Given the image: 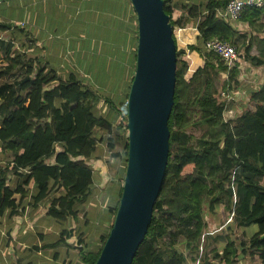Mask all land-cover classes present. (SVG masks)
<instances>
[{"label":"trees","instance_id":"16d2710c","mask_svg":"<svg viewBox=\"0 0 264 264\" xmlns=\"http://www.w3.org/2000/svg\"><path fill=\"white\" fill-rule=\"evenodd\" d=\"M163 1L172 28L196 26L199 33L196 43L187 49L200 56L203 66L186 78L188 64L179 58L185 52L177 47L173 36L177 61L173 106L168 119L167 165L147 233L131 264H185L176 248L178 234H184L186 246L191 250H198L201 240L205 247L204 209L215 214L218 207L234 216L237 227L254 226L257 231L248 243L229 240L221 250H213L216 263L205 255L199 264H233L239 255L247 253L256 259L254 264H264V238H261L264 235V85L249 91L245 111L237 119L225 121L227 105L219 98L216 81L221 73L227 74L225 86L230 90L237 83L239 71L236 65L228 70L217 56L204 52L203 48L204 41L217 38L243 47L244 60L257 67L264 66V25L259 22L264 17V2L259 8H247L240 16L239 21L255 32L244 46L238 37L245 35L236 32L216 13L229 0H208L203 7L196 0H185L178 8L172 5L174 0ZM123 11L119 9V13ZM131 12L130 6L125 13ZM132 20L135 28L131 27V34L136 42L135 14ZM10 28L8 23L1 24L0 32ZM122 28L128 31L126 25ZM10 34L13 37L8 43L0 40V158L9 159L0 167V221L6 211L10 217L16 215L20 201L26 200L31 190L36 208L38 203L46 201L39 209V218L75 220L77 203L88 197L97 184L95 169L88 164L99 159L95 155L97 132L111 135L118 124L124 128L127 140L126 100L133 80L136 49L129 47L130 34L120 36L119 44L125 50L120 59L125 66H121L118 80L124 85H112L106 97L86 88L75 74L56 81L55 76L45 73V68H38L37 60L25 59L19 53L15 43L21 34L16 31ZM252 48L257 52L254 57L249 55ZM19 69L23 70L22 75H16L12 82L5 80ZM222 89L225 92V87ZM99 95L105 96L102 97L105 107L101 109L108 108L106 113L98 114L102 99ZM191 122L205 130L194 143L187 133ZM107 146L111 150L115 148L112 143ZM112 156L119 162V186L115 193V185L110 188L104 201L106 205L111 199L116 200L113 212L108 215L112 216L109 229L122 191L127 142L123 152H114ZM51 159L52 163L46 162ZM10 172L17 177L13 190L6 179ZM50 186L57 187L62 194L48 199ZM107 236L100 238L97 251L85 253L80 247L83 242L77 240L79 264H94ZM74 237V229L63 231L59 242ZM89 247V243L84 245L85 249Z\"/></svg>","mask_w":264,"mask_h":264},{"label":"crops","instance_id":"0c3cea01","mask_svg":"<svg viewBox=\"0 0 264 264\" xmlns=\"http://www.w3.org/2000/svg\"><path fill=\"white\" fill-rule=\"evenodd\" d=\"M102 1V7L99 8L98 6V8H95V13L97 15L95 21L96 27L92 28V30H96V36H99L101 31L105 32V36H107V42L105 44L102 42L104 45L101 47L99 53L96 48L94 51L91 52L89 50L87 53H83V51L78 49L76 51L73 50V54L71 55V50L68 46L61 43L62 51L55 55V43L53 37L60 35L64 40L69 41L70 38L66 37L69 26L67 25V20L64 19V15L62 16V21L63 24H66L67 26H63L61 34L57 35L54 27L48 26V22L44 20V17L47 16L48 13L43 11V9L46 5H49L50 0H0V11L7 12L12 8L10 18L16 21L21 20L25 23L24 33L26 34V37L28 36L30 38L29 40H32L33 43L39 47V49L36 48V56L33 57L35 61H38V68H45V73L50 76H55L56 81L63 79L66 75L75 74L84 86L92 85L95 87V90L102 94L105 93L106 86H123L122 80L114 82L115 79L118 80L121 66H125V64L121 63L120 59L121 52H124L125 50L121 48L123 46H120V44L119 46L117 45V42H120V36L130 34V49H136L137 43V40L135 42V35L131 34L130 18H128L130 23L126 25L128 31L123 29L119 23L121 17L130 16V13H128V15L126 14L127 11L129 12V8L123 0ZM90 2L93 1H89L80 6L78 12L81 14L82 8L85 11V16L83 17L81 14V18H77V13H75L76 11L74 8L70 6L68 8L69 16L71 15L74 17V14L76 16V19H73V25L76 21H80L78 32V43L80 45L81 27L93 25V21L89 18V14L87 13V11L89 12L93 8V6L88 4ZM63 3L65 5V1ZM52 7L54 8L55 6L52 5ZM119 9H124L126 13L125 11H123L122 14L119 13ZM98 13H101L102 15L99 16ZM104 14H107V17L104 16ZM49 15L52 17L50 21L53 23L54 15L53 13ZM58 19H56V21ZM134 20L133 23L135 28ZM259 22L264 25V17ZM82 23H84V25H82ZM187 27L189 28V26ZM191 27H194V25H190V28ZM233 27L236 32L245 35L242 38L238 37L243 41L245 44L244 46H246L250 37L255 35L252 28H249L246 24H243L240 21L235 23ZM187 29L182 33V36L186 39V44L194 45L196 43L197 33L192 29H189L190 31ZM10 31L11 30L5 32L10 33ZM260 36H263L262 32L260 33ZM108 40H111V45L107 44ZM46 45H48L49 48ZM130 49L129 53H131ZM252 52H255V55L252 56ZM242 53L244 57L243 49ZM100 54H102V56H100ZM81 55L84 56V58L80 57ZM249 55L251 57L257 55L254 48L251 49ZM54 56L60 58V62H54ZM67 57H70V59L68 60ZM118 57L119 59L117 60ZM241 60L243 61L242 64ZM241 60L236 64L239 71V75L236 78L237 83H233L229 90L232 99L226 104L227 107L231 104L230 113L235 112L232 108L236 110L243 108L249 99V91L256 90L264 85V66L257 67L244 60V58ZM187 61L188 63H192L189 67L194 71L203 66V60L195 52L190 53ZM88 71L92 72L93 75L89 74ZM257 72L262 73V79L258 80V82L256 81L259 76L257 75ZM243 76L246 78L243 80H246L248 84L251 82L246 89H242V86L244 85L243 83L240 84V77ZM98 77L104 82H101ZM48 162L52 163L51 161ZM33 195L34 191L31 190L27 199L20 201V206L17 208L18 213L13 217H10L9 211H6L4 217L0 221V264H77V261L79 262L78 258H76L78 251H73L71 247H69L73 243V241L70 243L72 238H65V240L59 242L61 232L72 229L75 230L74 220L67 219L65 221H59L50 218H39V209L46 204V201L38 203L36 208L32 203ZM62 223L65 225L63 226ZM57 225L59 228L56 227ZM51 227H55L56 229L50 230ZM44 231L49 232L44 234ZM73 248L76 249V246ZM55 249H57V251L53 254L48 252ZM20 258L22 259L21 263Z\"/></svg>","mask_w":264,"mask_h":264},{"label":"water","instance_id":"95a60500","mask_svg":"<svg viewBox=\"0 0 264 264\" xmlns=\"http://www.w3.org/2000/svg\"><path fill=\"white\" fill-rule=\"evenodd\" d=\"M129 2L137 43L126 100L127 161L113 223L94 264L132 263L147 233L169 152L177 61L172 26L163 0Z\"/></svg>","mask_w":264,"mask_h":264},{"label":"rangeland","instance_id":"374dc122","mask_svg":"<svg viewBox=\"0 0 264 264\" xmlns=\"http://www.w3.org/2000/svg\"><path fill=\"white\" fill-rule=\"evenodd\" d=\"M65 1V5L64 2ZM89 1L93 0H50L49 5H46V7L43 9V11L47 12V16L44 17V20L48 22L49 27H54L55 33L61 34V30H63V26H69L68 31H67V36L69 37V41L64 40L60 35L54 36V50H55V55L57 53H60L62 51L61 48V43H64L65 46H68V48L71 50V55L73 54V50L76 51L80 49L83 51V53H87L89 50L92 52L96 48L97 52L99 53L101 50V47L107 42V36L105 32L101 31L99 36H96V30H92V28H95V21L97 19V15L95 13V8H101L102 7V0H94V2L88 3L89 5L93 6V8L87 13L89 14V18L93 21V25L89 26H82L81 27V45L78 43L79 39V27H80V21H76V23L73 25V19H76V16L74 14V17L71 15L69 16L68 13V8L69 6L75 9V13H77V18H81V14L84 17L85 16V11L82 8V13L80 14L78 10H80V6H82L84 3H87ZM123 2L126 4L128 8H130L131 4L127 2V0H123ZM208 0H196V3L198 5H201V7L205 6ZM63 3V4H62ZM185 4V0H174L172 1V5L175 7H181L182 5ZM55 6L54 8L52 7ZM57 7V8H56ZM55 9V10H54ZM11 9H9L7 12L6 11H0V25L4 23H8L11 25V32L16 31L19 32V40L16 41L15 46L18 48V51L21 55L25 56V59H29L35 62V59L33 58L36 56V48L39 49L38 45L33 43L32 40H29L30 38L24 33L25 29V23L23 21H16L10 18L11 15ZM54 15V22L51 23L52 17L49 14ZM64 19L67 20L68 24H63V16ZM99 16H101V13H98ZM104 16L107 17V14ZM59 17V19H58ZM134 14L131 12L130 16H124L119 19L120 26L123 25H128L130 22L128 21V18H133ZM105 18V17H104ZM56 19H58L56 21ZM23 23V25H22ZM84 25V23H82ZM47 26V27H48ZM190 27V25H188ZM131 27L134 28V23L133 20L131 21ZM188 28V27H186ZM65 30V29H64ZM190 31V30H189ZM29 33V32H28ZM27 33V34H28ZM12 34L9 32H0V40L5 41V43H8L10 40H12ZM183 42H187L186 39H184L181 36ZM28 39V40H27ZM104 42V44H102ZM68 44V45H67ZM107 44H112L111 40H108ZM115 45V44H114ZM117 45L119 46V43L117 42ZM191 44H187V47ZM48 46V45H46ZM116 46V45H115ZM23 47V49H22ZM177 47L182 48V44L180 42H177ZM49 48V46H48ZM242 48L237 45V50L239 53H241L240 60L243 57L242 53ZM252 56L255 55V52H252ZM102 56V54H100ZM72 57V56H71ZM84 58V56H80ZM180 59L184 60L183 55L179 57ZM69 60L70 57H67ZM119 57L117 58V60ZM186 61V60H185ZM54 62H60V58H57L54 56ZM101 62V59H100ZM243 61L241 60V64ZM132 70V69H131ZM117 71V69H116ZM89 72V71H88ZM87 72V73H88ZM23 70L19 69L18 72L11 76L5 78L6 81L12 82L13 79L16 77V75H22ZM89 74L93 75L92 72H89ZM243 74V73H242ZM133 75V74H132ZM258 80L262 79V73L257 72ZM242 76V75H241ZM130 77V75H129ZM190 74L186 75V78H189ZM244 77V76H243ZM241 78V77H240ZM82 79V78H81ZM98 79H100L98 77ZM243 79H246L245 77ZM241 78L240 84L243 83L244 85L242 86V89H246L249 87V85L246 82V80H243ZM226 80H227V74L221 73L220 78L217 79L216 81V87L218 91L220 92V99H224L222 96V93H227L226 90ZM4 81V79H3ZM101 82H104L103 80L100 79ZM119 80H114V82H118ZM87 82V81H86ZM124 85V84H123ZM86 88H89L93 91L95 90V87L92 85H85ZM52 86H50L51 88ZM225 87V92L222 89ZM109 88L111 86H106L105 87V93L104 95L109 96ZM257 90V89H256ZM229 91V90H228ZM99 93V92H97ZM101 98H105L103 95H99ZM103 98L98 104V114L101 113H106L105 109H101L103 106L105 107V104L103 101ZM226 104L229 102H225ZM247 103V102H246ZM231 105V104H230ZM230 105L227 107L226 113H224L225 119L234 121L239 117L244 111H245V105L243 106L242 109L236 110L232 108L235 112H231V107ZM188 135L191 136L192 138V143H194L195 140L199 139L204 133L205 130L197 125H194L193 122H191V125L187 129ZM98 138H97V143H96V151L95 155L99 157L97 160H91L88 164L92 165L94 167V178L96 181V185L92 189L90 195L86 197L85 199L80 200L77 204V216L74 220V238L73 240H70L71 244V249L75 251L76 249L73 248L77 244V240H81L83 244L80 245L81 248H83V253L87 251H97L101 245L100 238L101 237H106L108 234V229H109V224L111 221L112 216L110 213L113 212L115 208V199H111L108 204L104 205V201L107 195V192L110 188H112L114 185L115 187L113 188L114 193L118 190L119 183L117 181V173H118V165L119 162L112 156V153L114 152H123L124 150V145L127 142L126 137H125V130L122 126L118 127V124L114 126V131L111 135H108L104 131H98L97 132ZM112 143L115 145L114 150H111L108 148V144ZM60 149V146L57 147V150ZM8 157H1L0 158V167L4 166L7 161ZM48 161H52L48 160ZM46 161V162H48ZM7 181L8 184L10 185V189H14L16 186V181L17 177L13 176L12 173H8L7 176ZM51 185V184H50ZM62 192L61 190L57 189V187H52L50 186L49 190V198L51 199L53 197H57L61 195ZM19 199V196L17 197V200ZM27 199V198H26ZM31 199V198H30ZM234 216L232 214H229L225 212L222 207H218L215 210V214H210L207 209H204V221H205V228L202 232L203 238L206 240L205 247H202L203 240H201L200 243V248L196 251L191 250L189 247L186 246V241L184 239V234H178L177 237V244L176 248L182 253L184 259H185V264H199V262L202 260L201 258L203 256H207L208 259H211L216 263V260H213V250L218 249L221 250L222 247L226 244L227 241H235L237 244L240 242L248 243L249 237H251L257 230L256 227H250V228H241L237 227L235 222L233 221ZM103 219L104 221L99 222V220ZM63 224V223H62ZM65 224H63L64 226ZM99 226V227H98ZM59 228V226H56ZM53 229L55 230V227H51L50 230ZM49 230V229H48ZM49 230V231H50ZM49 231H44V234L48 233ZM86 243L90 244L89 248H84V245ZM83 246V247H82ZM57 249L53 251H48L49 253H54L56 252ZM76 258L79 260V254L76 255ZM255 258H252L250 255L247 254H242L239 255L237 260L233 264H254L256 263ZM22 262V259L20 258V263ZM73 263V262H72ZM77 264L79 262L77 261Z\"/></svg>","mask_w":264,"mask_h":264},{"label":"built area","instance_id":"2783aa9c","mask_svg":"<svg viewBox=\"0 0 264 264\" xmlns=\"http://www.w3.org/2000/svg\"><path fill=\"white\" fill-rule=\"evenodd\" d=\"M263 2L264 0H229L223 8L217 9L216 13L220 18L227 21L233 27V25L239 21L240 16L244 10L250 7L259 8L263 5ZM186 29V27L180 28L175 26L172 28V31L176 42H180L182 44V48L179 47V49L185 52L183 57L186 56L184 57V60H186L188 64L187 74H193L194 70L190 69L189 67L192 63H188L187 61V59H189L190 53L192 52L187 49L186 42H183L181 38V36L183 35L182 33ZM189 29H192L194 32H196L197 36L199 35L196 26L191 28L189 27L187 30ZM203 48L204 52L217 56L225 64L228 70L236 67L235 65L240 61L241 53L238 52L235 45H232L229 42L220 41L217 38H212L204 41ZM241 78L243 79L244 77ZM222 96L224 97V100L226 102H230L232 99L228 91L227 93H222ZM225 121L227 120L225 119ZM22 172H26V170Z\"/></svg>","mask_w":264,"mask_h":264}]
</instances>
